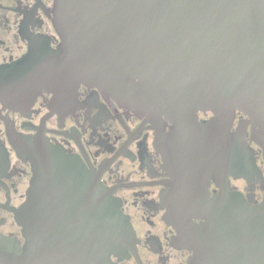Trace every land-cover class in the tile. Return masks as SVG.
Returning a JSON list of instances; mask_svg holds the SVG:
<instances>
[{"label":"water","instance_id":"1","mask_svg":"<svg viewBox=\"0 0 264 264\" xmlns=\"http://www.w3.org/2000/svg\"><path fill=\"white\" fill-rule=\"evenodd\" d=\"M52 11L61 42L44 66L18 75L20 84L44 83L60 98L97 87L140 117L170 123L184 141H218V165L205 153L194 172L219 190L197 184L198 173L185 195L189 178L180 177L168 221L192 251L188 264H264V200L248 201L229 178L255 169L249 135L264 146V0H54ZM238 115L246 121L233 132ZM15 147L33 175L18 214L26 244L12 264H116L136 252L120 201L78 156L39 137ZM55 227L81 244L75 260L55 261Z\"/></svg>","mask_w":264,"mask_h":264},{"label":"flooded vegetation","instance_id":"2","mask_svg":"<svg viewBox=\"0 0 264 264\" xmlns=\"http://www.w3.org/2000/svg\"><path fill=\"white\" fill-rule=\"evenodd\" d=\"M53 5L54 0H0V264L17 261L26 244L18 214L27 200L33 170L15 145L18 139L35 137L78 156L120 201L138 241L136 252L130 251L122 260L114 258L116 264H188L192 251L180 246V234L168 221V206L180 197V177L189 178L181 191L194 192L189 183L200 174L194 172L200 155L211 152V161L217 159L218 165V141L216 146L214 139L204 135L184 141L170 123L140 117L97 87L70 88L60 98L56 92L44 91V83L20 84L18 75L33 65L44 66L42 59L53 56L61 42ZM211 117V113L202 114L200 121ZM245 121L238 115L232 131ZM246 143L255 169L247 178L230 175V184L248 201L261 202L264 146L250 135ZM184 159L189 162L183 164ZM198 183L207 186L211 195L219 190L213 177L207 180L200 174ZM60 230L54 228L55 261L75 260L79 252L74 249L81 244L59 235Z\"/></svg>","mask_w":264,"mask_h":264},{"label":"bare ground","instance_id":"3","mask_svg":"<svg viewBox=\"0 0 264 264\" xmlns=\"http://www.w3.org/2000/svg\"><path fill=\"white\" fill-rule=\"evenodd\" d=\"M220 172V171H219ZM252 172V171H251ZM251 174V173H250ZM249 175V174H248Z\"/></svg>","mask_w":264,"mask_h":264}]
</instances>
